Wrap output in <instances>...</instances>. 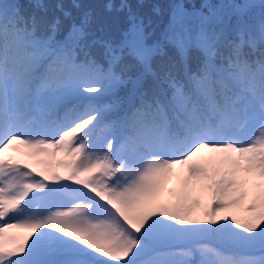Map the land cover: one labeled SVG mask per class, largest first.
<instances>
[{"label":"snow or ice","instance_id":"obj_1","mask_svg":"<svg viewBox=\"0 0 264 264\" xmlns=\"http://www.w3.org/2000/svg\"><path fill=\"white\" fill-rule=\"evenodd\" d=\"M24 7L0 0V264H264V0Z\"/></svg>","mask_w":264,"mask_h":264},{"label":"trees","instance_id":"obj_2","mask_svg":"<svg viewBox=\"0 0 264 264\" xmlns=\"http://www.w3.org/2000/svg\"><path fill=\"white\" fill-rule=\"evenodd\" d=\"M20 3H22L25 7L24 10L26 12L33 11L31 5L33 0H19ZM80 2L86 6H89L94 9L96 13L103 14L110 16L111 14L105 13L103 5L106 2V0H80ZM114 3L119 4L120 0H113ZM134 5L143 3L144 7L140 8L139 11L142 14L150 15L152 16L153 20L156 21L157 25L159 27H162L164 23H166V15H167V4L170 2V0H130ZM186 2H190L193 5L199 6L201 0H186ZM212 2H216V0H212ZM44 3L49 7L51 12H55L56 15H60V13L55 9L56 3H63L66 9H71V0H44ZM153 4H158L162 8V13L159 17L155 16V14L151 11V6ZM74 14H76V10H72ZM122 25H117L114 27V31L116 30V27H119ZM248 135V133H246Z\"/></svg>","mask_w":264,"mask_h":264},{"label":"rangeland","instance_id":"obj_3","mask_svg":"<svg viewBox=\"0 0 264 264\" xmlns=\"http://www.w3.org/2000/svg\"><path fill=\"white\" fill-rule=\"evenodd\" d=\"M249 131H250V132H253V131H255V128L249 129ZM12 154H13V155H18V153H15V152H13ZM172 187H173V188H176V187H177L176 180L173 182Z\"/></svg>","mask_w":264,"mask_h":264},{"label":"bare ground","instance_id":"obj_4","mask_svg":"<svg viewBox=\"0 0 264 264\" xmlns=\"http://www.w3.org/2000/svg\"><path fill=\"white\" fill-rule=\"evenodd\" d=\"M174 181H175V179L170 180V181L168 182L167 186H169V188H170V187L172 188V184H173Z\"/></svg>","mask_w":264,"mask_h":264}]
</instances>
